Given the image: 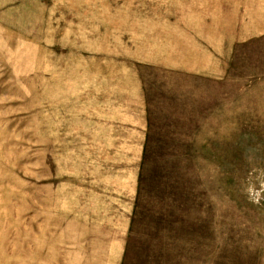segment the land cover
Wrapping results in <instances>:
<instances>
[{
    "label": "rangeland",
    "instance_id": "374dc122",
    "mask_svg": "<svg viewBox=\"0 0 264 264\" xmlns=\"http://www.w3.org/2000/svg\"><path fill=\"white\" fill-rule=\"evenodd\" d=\"M0 264H264V0H0Z\"/></svg>",
    "mask_w": 264,
    "mask_h": 264
}]
</instances>
